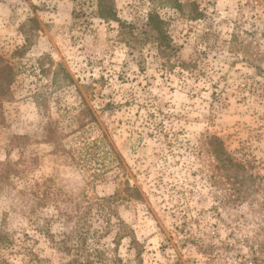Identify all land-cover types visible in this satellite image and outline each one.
Wrapping results in <instances>:
<instances>
[{"label":"rangeland","instance_id":"rangeland-1","mask_svg":"<svg viewBox=\"0 0 264 264\" xmlns=\"http://www.w3.org/2000/svg\"><path fill=\"white\" fill-rule=\"evenodd\" d=\"M168 1L114 0L122 28L98 0H0V264H264V0ZM84 103L123 167L99 155L96 180L46 140H75Z\"/></svg>","mask_w":264,"mask_h":264},{"label":"trees","instance_id":"trees-1","mask_svg":"<svg viewBox=\"0 0 264 264\" xmlns=\"http://www.w3.org/2000/svg\"><path fill=\"white\" fill-rule=\"evenodd\" d=\"M152 2L158 3L159 0H152ZM161 2V1H160ZM167 3L172 4L175 8H180L179 0L168 1ZM167 3H160L162 5ZM98 16L105 20L117 21L123 27L126 26V22L120 20L117 15L116 8L114 5V0H98ZM143 30L147 36L157 44V48L160 50L161 54L169 55L170 52L175 51L176 47L173 45L171 37L168 33L166 22L156 9H152L149 14L147 21L142 25ZM129 27H133L129 24ZM45 71V69H42ZM14 79V67L12 64L7 61L4 57L0 56V85L6 84L9 85ZM74 80L72 79L70 73L67 69L59 64V70L53 72L52 84L59 87H65L72 84ZM0 96L2 93L0 92ZM77 122H78V135L76 139H72L70 143L66 141L68 135H52V137L47 138L48 142L54 143L56 145V151L64 152L68 157L81 168H91L92 169L91 177L92 180L99 179L103 173L102 167L105 166V163H98L96 167L92 164L93 159L99 155L111 156L118 168L122 167V161L119 154L116 152L114 146L108 139L105 133L97 135L96 137H88V132H93L95 126L98 125V121L95 113L92 108L84 103L82 107L79 108L77 113ZM102 166V167H101ZM123 168V167H122ZM124 192L127 194V197H140V191L136 186H131L128 181H126V187ZM38 197H58L57 193L53 191L51 186H46L44 189H40L37 193ZM66 197V196H64ZM115 195H112L108 198L104 197L97 204V212L103 216H110V212L103 213L105 204L103 201H117ZM110 218L106 219V223H110ZM131 227L124 225L122 233H117V236L123 238L124 236H130ZM76 264H90L89 262L77 261Z\"/></svg>","mask_w":264,"mask_h":264}]
</instances>
